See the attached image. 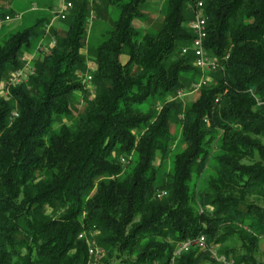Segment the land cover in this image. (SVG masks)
Masks as SVG:
<instances>
[{"label":"trees","instance_id":"obj_1","mask_svg":"<svg viewBox=\"0 0 264 264\" xmlns=\"http://www.w3.org/2000/svg\"><path fill=\"white\" fill-rule=\"evenodd\" d=\"M72 1L67 30L36 57L30 88L20 83L10 100L0 98V264H86L88 243L77 235L94 230L104 254L96 264H167L197 234L205 249L173 264H216L209 248L234 264H264L256 258L264 238V0H202L203 47L219 67L184 112L167 97L201 74L193 54L180 53L199 0H164L155 33L132 25L146 0H106L118 17L91 51L96 89L69 125L70 99L84 91L77 70L89 9L88 0ZM5 7L0 0V18ZM45 19L0 40V82ZM179 114L180 147L161 173L154 162L167 157Z\"/></svg>","mask_w":264,"mask_h":264},{"label":"rangeland","instance_id":"obj_2","mask_svg":"<svg viewBox=\"0 0 264 264\" xmlns=\"http://www.w3.org/2000/svg\"><path fill=\"white\" fill-rule=\"evenodd\" d=\"M65 2V0H2L4 6L8 10V13H3L9 17L8 20H4L0 24V40L3 37H6L8 34L14 33L16 30L26 28L29 26L35 18L46 17L44 25L41 26V30L43 33L36 38L31 43L30 49H22L18 53V58L21 61V65L18 66L17 69L12 71L13 73L21 69L25 75L23 74V78L18 82V84H25L26 87H29V79L35 74V61L36 57L41 54L47 53L51 48H53L54 44V32L63 33L66 29L65 27V19H62L57 15L58 8ZM73 2V1H72ZM164 0H146L143 5H140L139 12H141L142 18L133 19L132 25L136 27L138 30L149 31L150 33H155L160 25L161 18L163 17L162 13L159 11L161 5ZM88 15L86 22V34L83 39V48L79 50L80 56L84 58V66L83 69L77 70V78L80 81L81 85H83V90L75 91V93L71 97V113L73 114L71 117H63L62 121L66 122L70 125L73 121L76 120L77 113H79L85 106H87V102L93 97L95 91V85L93 84V74L95 72V62L93 57H91V51L97 47L99 43L106 37V31L110 30L111 22L114 21L118 17V13L116 8L112 6H107L106 0H88ZM73 6V5H72ZM70 12V9L67 11V14ZM4 16V15H3ZM2 16V18H3ZM14 16H17L16 19ZM68 17V15H67ZM66 17V18H67ZM0 18V20H2ZM121 61L125 62L126 57L121 55ZM28 68L32 70V75L29 76L27 72ZM218 69V68H217ZM12 72H9L8 75L0 82V98L3 100L11 99V91L10 89L16 87L17 85L11 86L6 82L9 80V77L12 75ZM215 72V71H214ZM212 72H201L200 76L196 80V82H202L201 88L203 85L213 84L214 80L212 77ZM91 76L89 81L86 79L88 76ZM193 81L192 83H194ZM195 82V83H196ZM192 83H187L185 87L180 90V94L171 95L167 97V102H175L178 105V109L181 112H184L185 109L189 106V103L196 99L197 95L196 91L191 89ZM191 84V85H190ZM147 105H142V110H145ZM15 109H12L9 113L10 120H13L17 116H15ZM181 114L175 115L171 118V133L174 134V142L168 148L167 157L163 159L159 163V155H157V160H155L154 165H160V172H167L171 170V161L173 159L176 150L180 147V130L181 128L175 121L179 118ZM61 121V122H62ZM122 165L126 162V160L119 161ZM208 167L205 169V172L201 174L200 178H204L208 172ZM86 231V230H85ZM96 234L94 236V240L96 241L97 247L101 249L96 240ZM264 237V236H263ZM258 253L256 258L264 262V238L261 239L258 245ZM88 255V253H87ZM89 261L86 264H96L99 260L104 257L103 251L101 249V253H98L95 256L89 255ZM232 260V259H231ZM233 262V260H232ZM216 263V262H215ZM217 264V263H216Z\"/></svg>","mask_w":264,"mask_h":264},{"label":"built area","instance_id":"obj_3","mask_svg":"<svg viewBox=\"0 0 264 264\" xmlns=\"http://www.w3.org/2000/svg\"><path fill=\"white\" fill-rule=\"evenodd\" d=\"M73 2L72 0H65L63 4L58 8L57 15L60 18H66L67 11L72 8ZM191 10L193 11V17H191L187 22L186 25L190 29V32L192 34L191 41L189 45H186V47H183L180 50V53L182 55H186L188 51H190L193 54L192 64L194 67H196L200 72H214L219 67L216 59L208 54V52L204 49V43H205V36H206V24H205V15L204 11L202 10V0L197 1L194 3L193 6H191ZM15 19L17 16H14ZM9 17L7 15H4L2 20H0V24L4 20H8ZM27 72L30 75H32V70L28 68ZM23 74L25 73L18 69L12 75L9 77V80H7V84L11 86H15L18 84V82L23 78ZM90 75L86 78L88 81L90 79ZM204 83L202 82H194L191 85V89L196 91L201 85ZM180 94V90L176 91V95ZM217 102V100H216ZM123 160V158H122ZM165 192H160L156 196L162 197L164 196ZM95 230L90 233L89 237H86L85 232L82 231L77 235L78 239H81V237H84L88 243L87 247V253L88 255L95 256L98 253H101V249L97 247L96 241L94 240ZM205 243L206 239L205 236L201 234H197L194 239L190 240H184L180 242V244L176 245L174 248V252L172 257L169 259L167 264H173L174 260L180 256L182 252H188L190 248H198L199 250L205 249ZM212 258L217 264H234L231 259H228L225 257V255H218L213 248H209Z\"/></svg>","mask_w":264,"mask_h":264},{"label":"bare ground","instance_id":"obj_4","mask_svg":"<svg viewBox=\"0 0 264 264\" xmlns=\"http://www.w3.org/2000/svg\"><path fill=\"white\" fill-rule=\"evenodd\" d=\"M13 73V72H12Z\"/></svg>","mask_w":264,"mask_h":264}]
</instances>
